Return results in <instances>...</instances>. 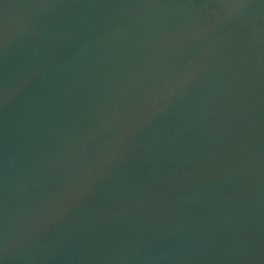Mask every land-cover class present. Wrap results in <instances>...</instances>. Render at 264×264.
<instances>
[{
    "label": "water",
    "instance_id": "water-1",
    "mask_svg": "<svg viewBox=\"0 0 264 264\" xmlns=\"http://www.w3.org/2000/svg\"><path fill=\"white\" fill-rule=\"evenodd\" d=\"M0 264H264V0H0Z\"/></svg>",
    "mask_w": 264,
    "mask_h": 264
}]
</instances>
